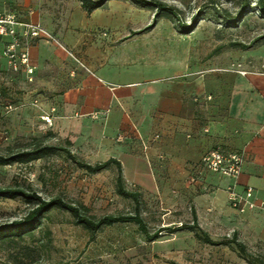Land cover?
<instances>
[{
	"label": "crops",
	"instance_id": "1",
	"mask_svg": "<svg viewBox=\"0 0 264 264\" xmlns=\"http://www.w3.org/2000/svg\"><path fill=\"white\" fill-rule=\"evenodd\" d=\"M96 10L67 9L73 17H61L56 26L40 21L58 43L28 40L35 113L50 115L51 128L83 158L120 161L128 186L157 194L171 208L188 204L187 219L193 209L210 238L235 234L252 248L264 243V43L232 64L151 76L145 67L131 66V57L146 51L131 52V40L101 37L99 30L109 25L93 18ZM20 19L39 21L30 14ZM8 39L0 37V70L8 69ZM13 73L28 79L24 68ZM213 148L242 153L237 178L202 166ZM247 187L256 206L241 212L228 195H244Z\"/></svg>",
	"mask_w": 264,
	"mask_h": 264
},
{
	"label": "rangeland",
	"instance_id": "2",
	"mask_svg": "<svg viewBox=\"0 0 264 264\" xmlns=\"http://www.w3.org/2000/svg\"><path fill=\"white\" fill-rule=\"evenodd\" d=\"M151 1L167 5L177 15L166 10L156 14L154 6L132 0H106L93 14L99 23L109 25L99 30L102 38L111 39L113 35L115 40H131V52H147L138 58L132 56L131 66L145 67L151 76L164 77L183 68L187 71L232 64L264 43V17L256 0ZM79 7L80 0H0V14L13 12L18 18L30 14L39 19L35 21L45 20L54 26L61 17H73L67 9ZM89 18L84 14V21ZM180 23L187 29L183 30ZM150 24L143 32L132 34ZM32 87L33 81L18 77L9 68L0 70V153L39 142L67 146L77 157L95 163L72 150L35 113L36 102L29 103ZM115 178L114 166L88 173L62 152L29 163L0 165V186L18 184L45 199L61 196L83 204L93 217L134 212V201L116 192ZM125 187L135 190L126 183ZM156 195L140 196V214L149 233L163 229L153 241H148L134 223L105 226L91 237L83 226L74 223L69 212L53 209L32 234L15 242L0 240V264H171L174 260L183 264H248L234 244L211 245L197 239L192 231L175 230L181 222L190 221L188 204L171 208ZM32 206L21 198L0 197V223L21 218ZM246 248L264 261V243Z\"/></svg>",
	"mask_w": 264,
	"mask_h": 264
},
{
	"label": "trees",
	"instance_id": "3",
	"mask_svg": "<svg viewBox=\"0 0 264 264\" xmlns=\"http://www.w3.org/2000/svg\"><path fill=\"white\" fill-rule=\"evenodd\" d=\"M106 0H80L81 6L88 13L103 6ZM133 2L142 6H154L156 14L160 11L166 10L174 13L165 4L158 3L151 0H132ZM246 3L248 2L245 0ZM257 8L260 14L264 17V0H256ZM154 21V20H153ZM152 26V24L134 31L132 34L143 32L145 29ZM184 23H180V27L186 30ZM62 152L65 156L73 161L79 168L84 169L88 173H98L111 166L116 168L115 187L116 192L126 198H131L135 203V210L133 213H118V214H104L100 217H93L87 214L88 208L83 204H75L66 201L61 196H54L49 199L43 198L36 191L26 189L18 184L0 186V197L2 198H21L33 206L26 212L24 216L10 222L0 223V240H7L8 242H15L22 239L25 235H30L41 224L42 219L53 209H61L69 212L74 218V223L83 226L91 235H94L105 226H110L116 223H134L138 229L145 234L148 241L157 239L163 229L149 233L146 222L140 214V196L141 192L137 190H128L125 187V181L122 176L121 163L117 159L109 158L105 161L89 163L77 157L69 147L64 145L43 144L34 142L30 147L22 148L19 150L10 151L7 154L0 153V165H7L12 163H29L34 160L40 159L44 156ZM187 229L194 233V236L211 245L220 244H234L238 255L243 258L248 264H264V261L258 257H254L249 253L246 245L237 239L236 235L230 238H223L221 241L210 238L209 234L201 228L197 222L196 214L192 209V221L183 223L181 222L175 230ZM172 264H179L172 262Z\"/></svg>",
	"mask_w": 264,
	"mask_h": 264
},
{
	"label": "built area",
	"instance_id": "4",
	"mask_svg": "<svg viewBox=\"0 0 264 264\" xmlns=\"http://www.w3.org/2000/svg\"><path fill=\"white\" fill-rule=\"evenodd\" d=\"M0 37H9L3 50L8 68L13 72L24 68L29 80H32L33 67L29 64L28 40L45 38L57 41L54 35L40 22L21 20L13 12L0 14ZM93 115L95 116L96 113ZM41 118L48 127H52L53 119L50 115L45 114ZM153 137L158 138L159 134L155 133ZM242 162V153L222 151L219 148L210 149L201 159L202 166L206 170L234 179L241 172ZM196 180L195 175L188 177L190 183H194ZM251 196V187L245 189L244 195L230 190L228 201L232 207L242 212L247 208L251 209L256 206L255 202L249 200ZM261 205H264V200L261 201Z\"/></svg>",
	"mask_w": 264,
	"mask_h": 264
}]
</instances>
